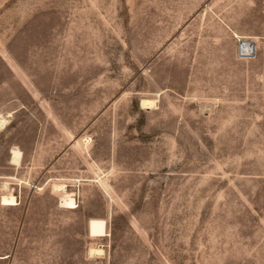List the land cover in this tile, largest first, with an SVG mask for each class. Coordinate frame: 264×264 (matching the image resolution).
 I'll list each match as a JSON object with an SVG mask.
<instances>
[{
	"label": "rangeland",
	"instance_id": "1",
	"mask_svg": "<svg viewBox=\"0 0 264 264\" xmlns=\"http://www.w3.org/2000/svg\"><path fill=\"white\" fill-rule=\"evenodd\" d=\"M0 115V264H264V0H0Z\"/></svg>",
	"mask_w": 264,
	"mask_h": 264
},
{
	"label": "bare ground",
	"instance_id": "2",
	"mask_svg": "<svg viewBox=\"0 0 264 264\" xmlns=\"http://www.w3.org/2000/svg\"><path fill=\"white\" fill-rule=\"evenodd\" d=\"M238 36V34H237ZM240 47H241V52L243 55L248 56L250 54L249 51H254L256 49V45L254 40L251 39H242L240 41ZM252 53V52H251ZM154 101L150 99H143L142 100V105L143 107L149 108L150 106L154 105ZM9 116L11 113L8 114ZM7 122V117L4 115H0V126H4L5 123ZM22 152L18 148H14L12 150V163L15 165L20 164V159H21ZM7 184L5 183L4 187L7 188ZM5 188V189H6ZM8 189V188H7ZM18 203L17 197L13 193H5L1 197V204L2 205H15ZM62 206L67 209H74L77 207V201L74 198V195L72 193L66 192L61 196V202ZM88 233L89 237L91 238H99V237H104L108 235L107 232V221L104 218H97V217H92L89 219L88 222ZM90 254L92 255H103L104 250L102 248H96V247H91L90 248Z\"/></svg>",
	"mask_w": 264,
	"mask_h": 264
},
{
	"label": "water",
	"instance_id": "3",
	"mask_svg": "<svg viewBox=\"0 0 264 264\" xmlns=\"http://www.w3.org/2000/svg\"><path fill=\"white\" fill-rule=\"evenodd\" d=\"M249 52H250V54H248V56L253 55V51H249ZM251 52H252V53H251ZM241 55H243L242 52H241ZM244 56H246V55H244Z\"/></svg>",
	"mask_w": 264,
	"mask_h": 264
},
{
	"label": "crops",
	"instance_id": "4",
	"mask_svg": "<svg viewBox=\"0 0 264 264\" xmlns=\"http://www.w3.org/2000/svg\"><path fill=\"white\" fill-rule=\"evenodd\" d=\"M237 35V34H236Z\"/></svg>",
	"mask_w": 264,
	"mask_h": 264
}]
</instances>
